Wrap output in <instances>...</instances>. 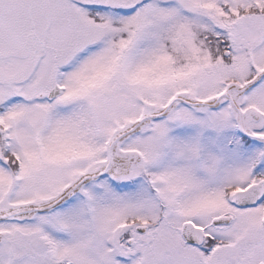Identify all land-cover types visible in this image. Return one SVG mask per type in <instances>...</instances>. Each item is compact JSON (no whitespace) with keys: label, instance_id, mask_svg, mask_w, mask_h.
<instances>
[{"label":"snow or ice","instance_id":"1","mask_svg":"<svg viewBox=\"0 0 264 264\" xmlns=\"http://www.w3.org/2000/svg\"><path fill=\"white\" fill-rule=\"evenodd\" d=\"M0 264H264V0H0Z\"/></svg>","mask_w":264,"mask_h":264}]
</instances>
